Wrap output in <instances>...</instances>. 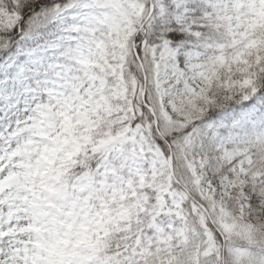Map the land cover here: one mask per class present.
I'll return each instance as SVG.
<instances>
[{"label": "snow or ice", "instance_id": "obj_1", "mask_svg": "<svg viewBox=\"0 0 264 264\" xmlns=\"http://www.w3.org/2000/svg\"><path fill=\"white\" fill-rule=\"evenodd\" d=\"M0 264H264V0H0Z\"/></svg>", "mask_w": 264, "mask_h": 264}]
</instances>
